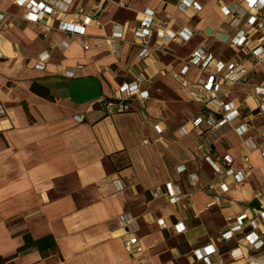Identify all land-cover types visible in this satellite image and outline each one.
<instances>
[{"label":"crops","instance_id":"obj_1","mask_svg":"<svg viewBox=\"0 0 264 264\" xmlns=\"http://www.w3.org/2000/svg\"><path fill=\"white\" fill-rule=\"evenodd\" d=\"M46 1L57 13L34 22L28 6L0 0V257L7 264H264V245L245 241L264 236V108L253 91L264 84V60L248 82L223 86L240 115L216 131L205 120L195 125L207 107L173 75L194 84L217 61L250 67L261 35L243 18L248 43L226 41L237 28L223 10L248 11L245 0ZM146 27L153 37L142 57L136 33ZM202 45L214 61L205 72L184 73ZM139 75L149 99L107 114L103 101ZM227 155L248 173L244 182L217 174L207 160L221 164ZM243 215V230L223 239ZM131 237L142 254L127 251Z\"/></svg>","mask_w":264,"mask_h":264},{"label":"built area","instance_id":"obj_2","mask_svg":"<svg viewBox=\"0 0 264 264\" xmlns=\"http://www.w3.org/2000/svg\"><path fill=\"white\" fill-rule=\"evenodd\" d=\"M20 5H26L29 8L28 18L31 21L37 22L40 20L42 14L48 13L53 14L57 13V10L54 8L55 2L49 3L46 0H16ZM62 2L69 3L70 0H62ZM248 11H245L240 5H233L229 8H223L226 15L233 16L232 25L237 28V32L232 37H227L226 41L232 43L236 46H242L248 43L247 31L244 28H241V22L244 18L246 24L254 29L255 34L261 35L260 44L255 46L252 49V56L250 60V67L247 66L244 62L241 61H231V62H222L217 61L215 63L214 72L208 73L206 77L199 78L196 83L191 84L187 79L183 77L180 73H174V77L180 81V83L188 88H190L191 96L203 103L207 107V114L205 116L199 117L195 121V125L198 126L204 120L207 125L212 130H220L224 128L229 122L238 117L239 109L234 104L233 101L229 100L231 97L230 90H224L223 86L225 84L229 86H234L237 84H244L248 82L249 76L252 73L257 65H259L264 60V0H245ZM194 5L199 8L197 3ZM63 11L66 8L63 6L60 7ZM153 14L152 12H150ZM91 22V17H87L83 24L77 26L80 34H85V26ZM117 31L121 30V26H116ZM166 38L170 39L172 36H167L162 34ZM136 37L141 39L140 46L142 48L140 55L146 57L149 55L151 49V41L153 37V32L149 28H143L136 33ZM47 59L46 52H43L40 56L41 62H44ZM214 61L212 54L206 52V47L204 45L197 48L193 54L186 59L184 62L186 67L184 73L188 71L189 67H195L203 72H205L206 67ZM145 79L142 76H137L135 80L131 83L124 84L118 91V96L114 100L103 101V109L109 115H114L118 113H125L130 111L132 106V101L134 99H139L142 102L146 101L150 97V92L144 87ZM253 91L261 100V105L264 108V84H258L253 86ZM6 110L3 105L0 104V118L5 116ZM205 117V118H204ZM83 119L80 117V120ZM156 129L159 133H162V128L156 126ZM182 135L188 133V128L186 126L182 127L180 130ZM250 144L251 142H247ZM214 170L217 174H225L227 176H233L236 178L238 183H242L248 176V173L244 171H237L232 167L233 158L230 156H225L222 159L221 164L214 163L210 157H207ZM245 162H249L248 158L244 159ZM179 172H184L186 170L185 166H180L178 168ZM191 177L197 178V174H191ZM168 191L170 194H173L172 200L178 201L179 197L174 196V192L170 185H168ZM215 203V202H213ZM127 216L122 215L121 219H126ZM264 219V213H262ZM247 219V215L241 216L237 224L224 233L221 237L223 239L230 240L233 238L236 232L243 230V222ZM245 241L255 248H261L264 245V236H258L255 233H250L245 236ZM126 249L129 254L135 256L142 254L144 251L143 246L140 243V240L137 237H131L125 242Z\"/></svg>","mask_w":264,"mask_h":264},{"label":"trees","instance_id":"obj_3","mask_svg":"<svg viewBox=\"0 0 264 264\" xmlns=\"http://www.w3.org/2000/svg\"><path fill=\"white\" fill-rule=\"evenodd\" d=\"M27 239H28V236H27ZM32 241H33V240H32ZM24 249H26V247H23L20 251H22V250H24ZM6 261H8V259H4V258L0 257V264H7Z\"/></svg>","mask_w":264,"mask_h":264}]
</instances>
